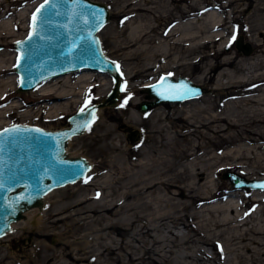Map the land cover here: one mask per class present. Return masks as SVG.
Returning <instances> with one entry per match:
<instances>
[{
  "label": "rangeland",
  "instance_id": "1",
  "mask_svg": "<svg viewBox=\"0 0 264 264\" xmlns=\"http://www.w3.org/2000/svg\"><path fill=\"white\" fill-rule=\"evenodd\" d=\"M2 1H4L2 6L8 8L7 17L3 20L10 21V27L4 37L0 35V56L13 57L15 62L14 42L27 34L30 14L40 0ZM94 1L105 3L108 8L107 21L97 34L104 53L119 65L122 86H125V90L121 91L116 104L104 106L97 112L90 129L86 128L83 133L74 135L67 141V154L72 157L84 156L89 161L90 168L85 176L73 182L74 184L54 188L62 192L59 196L62 201L59 202L66 203L85 193L92 194L93 189L98 187L100 189L101 182L106 178L103 175L117 172L118 174L128 173L127 165L131 166L133 162L139 160H144L146 166L151 168L150 176L160 171L171 175L176 180L175 185L170 188L172 192H177L180 186L186 191V184L195 178L188 175L183 179L182 175L186 173L183 171L185 168H192L191 166L196 163L204 171L200 186L196 185V188L189 193L186 191L188 194L181 196L177 194L174 195L176 198L162 202V211L168 213L164 223L147 222V225L153 228L152 236H157L156 238L161 240L155 245L156 247L148 250V246L151 247L153 244L151 237L147 241L146 249H142L143 243L134 240V236L138 237L134 232L143 220L136 221L116 233H110L116 237L117 241L111 244L119 246L122 262L128 263L131 256L126 253L132 252L134 257L131 260L136 261L135 256L142 255V264H169V262L170 264H228L226 261L233 264L236 261L234 253L239 252L245 256V264H264V254L256 255L255 261H252L250 250L232 249L234 247L232 243L235 242L229 240V237L232 233H237L236 222H231V225L229 222L227 225L222 219V213L235 219L237 216L235 213L238 211L240 218L237 221L244 222L239 226L240 232L252 226L264 229V189L260 190L263 191L262 198L255 199V190L249 187L237 189L227 177L223 176L228 170L246 174L248 169L249 173L246 176L264 177V80H255L257 75L264 73V0H133L136 5L143 6L136 10V13L128 11L135 6L132 4L126 6L128 0ZM11 21L16 23L13 30ZM177 23L178 26L180 25L177 31L185 30L187 28L185 25L190 24L189 28L196 35L194 42L197 41L198 46L192 49L175 43L176 48L172 49L177 54L175 59L173 56V59L170 58L171 55L167 58L150 55L148 59L141 62L143 58L140 56L141 49L137 45L139 42L134 45L126 42L128 37L136 36L133 28L138 24L149 26L146 28L147 35L149 38L154 36L157 39L158 36L160 38L162 34H167ZM164 27L165 30L162 32L161 29ZM216 31L221 32V35H217ZM209 33L212 34L211 39H205L206 34L209 35ZM234 35L235 39H233ZM147 37L144 42L146 44ZM149 43L150 39L148 45ZM239 43L245 45L249 51L245 53L239 48ZM184 48L187 49L186 52L182 51ZM228 59L232 61L227 63ZM144 63L145 67H143ZM153 65L155 67L141 71ZM225 72L231 77H227ZM93 73L94 78L91 82L88 81L84 87L85 92L83 89L76 103L72 102L69 107L57 110L58 112H54L53 115H48L41 107L38 110V105L33 103L42 97L39 94L41 86L62 83L64 77L44 82L29 90H18V84H16L14 91L0 95V110L7 107L13 100H18L17 106L9 108V111L0 115V128L15 123H28L47 129L65 126L68 116L82 107L85 108V101H88V106L101 100L110 90V75L106 72L98 73V71ZM162 73L191 78L203 85V94L187 99L188 101L162 102L146 113L141 112L137 107V103L145 98L141 88L157 79ZM77 77L78 74L75 73L70 76V79L75 82ZM101 81L106 84L105 87L108 85L109 87L100 91L99 82ZM129 96L130 99H128ZM125 99H128V103L121 107ZM256 143L261 147L253 150ZM250 153L251 155H248ZM113 163L117 165L112 169ZM128 180L129 178H124L122 183H127ZM122 190V187L116 188L113 196L121 197ZM109 192H111L110 188ZM161 192L165 197L170 195L164 190ZM102 194L98 198H92V204L71 214H68V211L57 213L54 209L55 203L51 205L50 216L47 218V224L51 229L48 232H45V229L39 230V227L44 225L42 222L38 225L34 224L30 216L25 214L13 223L30 220L32 227L18 231V226H12L13 223H11V229L0 238V254H4L6 249L12 250L24 264H120V260L114 262L119 253L108 252L105 249V245L109 244L110 240L100 237L102 230L99 229L104 220H91L94 215H97L92 209L101 201ZM44 197L39 205L41 207ZM131 198L133 197L129 199ZM217 206H219L218 209ZM223 207L226 210L223 211L221 209ZM260 208L263 212L259 210ZM141 209V206L137 204V210ZM117 212L122 216L127 210L119 209ZM91 214H94L93 217ZM106 215L112 218L110 213ZM205 220L209 222L210 230L199 228V223L207 224ZM214 220L218 221V226L214 224ZM200 230L208 235L200 234L198 232ZM44 233H46L45 236ZM98 233L100 236L97 235ZM259 234L258 237L264 240V233ZM244 235L245 239L241 244L247 241V235ZM205 238L208 239V243L203 242ZM249 245L254 246L255 243L249 242ZM2 256L0 255V264H5L8 259L3 257L1 260Z\"/></svg>",
  "mask_w": 264,
  "mask_h": 264
},
{
  "label": "water",
  "instance_id": "2",
  "mask_svg": "<svg viewBox=\"0 0 264 264\" xmlns=\"http://www.w3.org/2000/svg\"><path fill=\"white\" fill-rule=\"evenodd\" d=\"M51 3L57 4L55 11L59 15L51 13ZM41 4H44V0L31 13L26 36L14 42L18 90H29L40 83L86 70L108 73L111 77L110 90L101 100L85 107L84 113L78 110L68 116L66 125L61 128L47 129L28 123H15L0 128V140L4 141L0 151V160L3 161L0 165V180L3 181V187L0 188V237L11 229L13 221L25 216V210L40 205L48 191L85 176L90 168L89 161L84 156H69L66 151L67 141L71 136L83 133L86 129L83 124L91 120V110L94 109L96 113L100 107L116 104L121 94L120 69L117 71L116 63H113L115 61L104 53L97 34L102 27L97 30V21L91 15L95 12L99 16L102 12L104 25L109 15L105 3L81 0L77 5L73 0H50L41 10L48 22H38V34L29 40L31 17ZM238 46L245 53L249 51L242 43ZM185 84L194 90V94L175 99L165 98L173 92L180 95L176 90ZM141 91L145 93V98L137 103V107L146 113L162 102L196 98L203 94L204 88L187 76L175 77L162 73L156 80L142 87ZM14 127L20 131L5 132V129ZM77 128L79 130L73 134ZM223 176L235 188L264 189L261 187L264 185V177L246 178L233 170H228Z\"/></svg>",
  "mask_w": 264,
  "mask_h": 264
},
{
  "label": "bare ground",
  "instance_id": "3",
  "mask_svg": "<svg viewBox=\"0 0 264 264\" xmlns=\"http://www.w3.org/2000/svg\"><path fill=\"white\" fill-rule=\"evenodd\" d=\"M2 0H0V35L2 37H4V35L6 33H8V29L10 27V21H4L3 19L5 17H7V9L6 6H2ZM138 3V2H137ZM135 5L133 8H131L130 12H135L136 13V10L140 9L141 7L143 8V6H139V5H136V2H134L133 0H128V2L126 3V6L128 5ZM133 9V10H132ZM124 11V10H123ZM133 17V16H132ZM172 17V16H171ZM139 18V17H138ZM175 22V21H174ZM180 22V21H179ZM12 30L16 27V23L15 22H12ZM182 24V23H181ZM150 25V24H149ZM180 26V25H179ZM178 26V23L175 24L171 29L170 31H168L167 34H162L159 38V36L156 38H154V36H151L149 38V36L147 35L148 33L146 32V28H149V26H145L143 24H138L137 26H134L133 30H134V34L136 36H132L131 37H128L126 42H130L131 45H134L136 42L139 44V47L141 49L140 51V56L143 58L141 59V62H143L144 60L148 59L150 57V55H159V57L161 58H167L168 56H170V58H173L175 59L177 57V54H175L172 49L176 48V46L174 45L175 43L177 44H180V46H184L185 48H194L196 46H198L196 43L194 42L195 40V33H193V31H191V29L189 28L190 24L187 23V26L185 25V27H187L185 30H178V28H180ZM182 26V25H181ZM184 29V28H183ZM162 32H164L165 30V27L161 29ZM198 32V31H197ZM217 32V35H221L220 33L221 32ZM179 34V35H178ZM157 35V34H155ZM216 35V36H217ZM11 36V34H10ZM148 36V37H147ZM146 37H147V41L149 42V39H150V43H152V45L150 46V43L148 45V42L147 44L144 43L146 41ZM212 37V34L209 33V35L206 34V38L205 39H208L210 40ZM176 40V41H175ZM178 40V41H177ZM202 41V40H200ZM246 42V41H245ZM174 45V46H173ZM182 46V47H183ZM179 47V46H178ZM185 48L182 50L183 52H186L187 49L185 50ZM189 48V49H190ZM158 50V51H156ZM152 51H153V54H152ZM184 54V53H183ZM15 56V55H14ZM109 57V56H108ZM172 58V59H173ZM140 59V58H139ZM150 60V59H149ZM164 60V59H163ZM170 60V59H169ZM140 61V60H139ZM148 61V60H147ZM146 61V62H147ZM158 61V60H157ZM165 61V60H164ZM163 61V62H164ZM168 61V60H167ZM232 60L231 59H228L226 62L229 63L231 62ZM13 62H14V58L13 57H10V58H7V57H4V56H0V95L3 96L5 93L7 92H10V91H14L15 90V86L16 84H18V75L17 73H15V70L13 69ZM171 62V61H170ZM169 62V63H170ZM180 62V61H179ZM158 63V62H157ZM163 64V63H162ZM179 64V63H178ZM181 64V63H180ZM165 65V64H164ZM145 63L143 64V67H145ZM155 67L154 65L151 67H147V68H144V70H141L142 72L145 71L146 69H150V68H153ZM95 71H98V70H86V71H82V72H79L77 73L78 74V77L76 78L75 82L71 81L72 79H70V76L71 75H68V76H65L64 79H63V82L62 83H59L56 85H43L41 86V88H39L40 90V97L41 99L38 100L37 102L33 103L34 105H38L37 109L39 110L40 107L43 111H46L48 113V115H53L54 112H56L57 110H60V109H66V107H69V105L72 103V102H75L77 101L78 99V96L81 95V92L82 90L84 89V87L87 85L88 81L91 82V80L94 78V73ZM263 73V72H262ZM107 74V73H106ZM226 76L227 77H231L228 73H226ZM137 75V74H136ZM257 74H255L256 76ZM254 76V75H253ZM255 76L253 77L255 79ZM247 77V76H246ZM132 78V77H131ZM245 78V77H244ZM251 78V76H250ZM231 80V79H230ZM245 80V79H244ZM249 80V79H247ZM255 80H259V81H263L264 80V73L263 74H259L257 75V78ZM233 81V80H232ZM196 82V81H195ZM231 82V81H229ZM42 84V83H41ZM235 84V82H234ZM263 84V83H262ZM40 85V84H39ZM99 85H100V91L103 90L104 88L107 89L109 87V85L107 87L106 84L102 81L99 82ZM228 85V84H227ZM230 86H233L232 83H229ZM230 89V88H229ZM32 91V90H31ZM99 91V92H100ZM33 92V91H32ZM37 92V91H36ZM84 92H85V89H84ZM102 93V92H101ZM237 93V92H236ZM241 93V92H240ZM242 95V94H240ZM243 96V95H242ZM81 98V97H80ZM79 98V99H80ZM239 99V98H238ZM242 99V98H241ZM18 100H13L7 107H5L4 109H1L0 110V115L4 114L5 112L9 111V108L13 107V106H17L18 105ZM188 101V100H186ZM237 101V100H236ZM248 102V101H247ZM252 102V101H251ZM76 103V102H75ZM78 103V102H77ZM236 103V102H235ZM242 103V102H241ZM244 103V102H243ZM250 105V104H249ZM247 106V105H246ZM106 107V106H105ZM31 108V107H30ZM101 108L103 107H100L98 109L97 112H99V110H101ZM239 108V107H238ZM159 109V108H158ZM242 109V108H241ZM246 109V107H245ZM263 109V108H262ZM201 110V109H199ZM236 110V109H235ZM230 111V110H229ZM58 112V111H57ZM97 112L95 113V115L97 114ZM260 115V114H259ZM258 115V116H259ZM6 116V115H5ZM255 116V115H254ZM247 118V117H245ZM261 118V117H260ZM203 120V119H202ZM201 121V120H200ZM204 121H207V120H204ZM189 122V121H187ZM225 122V121H224ZM241 122V121H240ZM94 123V122H93ZM203 123V122H202ZM218 123V122H217ZM200 125V124H199ZM208 125V124H207ZM247 125V124H246ZM194 127V126H193ZM183 129V128H182ZM191 130V129H190ZM181 131V130H180ZM185 132V131H184ZM74 136V135H73ZM194 136V135H193ZM72 137V136H71ZM70 137V138H71ZM69 138V139H70ZM188 138V137H187ZM70 142V141H69ZM191 142V141H190ZM193 142V141H192ZM196 142V141H195ZM67 145V144H66ZM202 145V144H200ZM201 147V146H200ZM253 147V146H252ZM261 145L259 144H255L254 145V148L253 150H256V148H259L260 149ZM118 148V147H117ZM177 148V147H176ZM202 148V147H201ZM120 149V148H118ZM251 149V148H250ZM194 150V149H192ZM173 151V150H172ZM171 151V152H172ZM189 151V150H188ZM250 151V150H249ZM121 152V151H120ZM236 152V151H235ZM241 152V151H240ZM239 152V153H240ZM189 153V152H188ZM252 153V152H251ZM248 154V155H251ZM260 153V152H259ZM185 154V153H184ZM236 154V153H234ZM233 154V155H234ZM263 154V153H262ZM207 155V154H206ZM225 155V154H224ZM256 155V154H255ZM254 155V156H255ZM70 156V155H69ZM187 156V155H186ZM196 156V155H194ZM219 156V155H218ZM236 156V155H235ZM247 156V155H245ZM253 156V158H254ZM257 156V155H256ZM255 156V157H256ZM72 157V156H71ZM171 157V156H170ZM234 157V156H233ZM164 158V157H163ZM185 158V157H184ZM216 158V157H215ZM236 158V157H235ZM258 158H261V157H258ZM263 158V157H262ZM144 159V158H143ZM166 159V158H165ZM217 159V158H216ZM248 159V158H247ZM251 159V157L249 158ZM257 159V158H256ZM190 160V159H189ZM196 160V159H195ZM194 160V161H195ZM232 160V159H231ZM260 160V159H259ZM258 160V161H259ZM128 161V160H127ZM246 162V160H244ZM248 161V160H247ZM251 161V160H250ZM257 161V160H256ZM255 161V162H256ZM204 162V161H203ZM209 162V160H208ZM253 162V161H252ZM251 162V163H252ZM239 163V162H237ZM261 163V161H260ZM131 164V163H130ZM201 164V163H200ZM254 164V163H253ZM116 163H113L112 164V169L114 167H116ZM129 165V164H128ZM127 167L129 168L128 170V173L126 172H121L118 174V172L116 174H106L103 175L104 177H106L104 179L103 182H101V185H100V189L98 187L95 188V190L93 189V193L92 194H86L79 197V198H76L74 200H69V201H66V203H62V202H59V201H62L61 200V197L59 198V196L61 195L62 192H59L55 189L51 190L48 195H46L44 197V203L41 206H34L32 208H29L27 210H25L23 212V214H27L30 216V219L31 221H33L34 224H37L38 223H43V227H39V230H42L45 229V232L47 231H50L49 229H51L49 227V225L47 224V218L50 216V213L51 212V209H52V206L54 203H55V212H63V211H68L67 213L68 214H71L72 212H76V211H79V210H82L83 208L87 207L88 205L92 204L93 201H91L92 198H98L99 195L101 193L102 196H101V201L99 203H96L97 205L92 209L93 212L97 213V215H92V221H98V219H101L102 221L104 220V223L101 222V227L99 230H102V235L100 236V233H98L97 235L102 237V239H105V238H108L110 240V243L105 245V249L108 250V252H118L119 254L117 255V258L114 259V262H117L120 260V264H142L143 263V256L142 255H139V256H135L137 258L136 261H133L131 260L133 257H132V252H127L126 255H129L131 256L130 260L128 263H124L122 262L121 260V253H120V249H119V246H113L111 243L117 241L116 240V237L112 236L110 233L112 232H118L120 231L122 228L126 229L127 227H129L128 225H132L134 224L136 221H141L143 220V223L139 226L138 228L134 233L137 236H134V240H137V241H140L141 243H143L142 245V249L146 247L145 246H148L147 245V241L148 239L151 237L153 238V244L151 245V247L148 246V250L149 248H154L156 247L155 245L159 244L161 242L160 239L152 236L151 234V231H152V227L148 226L147 225V222L150 221V222H160V223H164L165 219H167L166 217L168 216V213H166L164 210L162 211L161 209V206H162V202L164 201H167V200H171L172 198H176V196L174 195H177L178 196H181V195H185L187 192L189 193L190 191L194 190L196 188V185H199L200 186V180L204 177V171L200 169V167L194 163L193 166H191L192 168H185L183 172L186 171L185 174H183L182 176H184L183 179H185L188 175H190V177L192 178H195V179H192L193 181H191L190 183H187L186 184V191L183 190V187H178V190L177 192H172L170 190V188L172 186L175 185L176 183V180L171 176V175H168V174H165L163 173L162 171H160L159 173L157 174H154L153 176H150L149 173L151 171V168H148L146 165V162L141 161L139 160L138 162H133L131 164V166H128ZM244 165V164H243ZM250 165V164H249ZM160 166V165H159ZM181 166V165H180ZM188 166V165H187ZM253 166V165H252ZM179 167V166H178ZM125 168V167H124ZM169 168V167H168ZM203 168V167H202ZM243 168V167H242ZM126 169V168H125ZM180 169V168H179ZM182 169V168H181ZM248 169H246V174H248L249 172L247 171ZM101 171H99L100 173ZM174 172V171H173ZM171 172V173H173ZM245 172V171H244ZM256 172V171H255ZM254 172V173H255ZM175 173V172H174ZM98 174V173H97ZM170 174V172H169ZM237 174H240L246 178H252L250 176H246V174L244 173H241V172H237ZM253 174V173H252ZM173 175V174H172ZM175 175V174H174ZM180 175V174H179ZM206 175V174H205ZM124 178H129L128 182L127 183H122L123 182V179ZM177 178V177H176ZM81 179V178H80ZM79 180V179H78ZM127 180V179H126ZM181 181V180H180ZM75 182V181H74ZM109 182V183H108ZM73 182H69L67 184H71ZM74 184V183H73ZM124 184V185H123ZM208 184V183H207ZM66 185V184H65ZM72 185V184H71ZM123 185V186H122ZM182 185V184H180ZM184 185V184H183ZM63 186V185H62ZM195 186V187H194ZM114 187V188H112ZM120 189V187L123 188V194L121 195V197H118V198H115L113 196L114 194V190L116 188ZM185 187V186H184ZM109 188H110V191L109 192ZM111 188L113 189V192L111 190ZM200 189V187L198 188ZM207 189V188H206ZM238 189V188H237ZM166 191L167 193H169L170 195H167V197H165L164 195H162L163 193L160 191ZM252 190H255L254 191V196H255V199H260L262 198L261 195H262V192L263 191H260V190H263V189H252ZM204 192V191H203ZM118 193V192H117ZM187 193V194H188ZM166 194V193H165ZM203 194V193H202ZM208 194V193H207ZM190 195V194H189ZM130 197H133L131 199H129ZM180 199V198H179ZM181 200V199H180ZM175 201V200H174ZM95 202V201H94ZM137 204L141 206V210H137ZM168 204V203H166ZM176 204V203H175ZM187 204V203H186ZM174 205V204H173ZM178 205V203H177ZM188 205V204H187ZM214 205V204H213ZM217 205V204H215ZM220 206V205H219ZM219 206H217L216 208L218 209ZM224 205H221L220 207H222ZM233 205H231L232 207ZM212 207V206H211ZM227 207V206H226ZM46 208V209H45ZM166 208V207H165ZM230 209V207H228ZM227 208V209H228ZM234 208V207H233ZM90 209V208H89ZM119 209H125L127 210L126 214L125 215H122L120 216L119 213L117 212ZM149 209H151L149 211ZM224 210H226L225 207L221 208ZM262 208H260L259 210H261ZM233 210V209H232ZM182 211V210H181ZM186 211V210H185ZM125 212V211H124ZM183 212V211H182ZM219 212V211H217ZM216 212V213H217ZM229 212V210H228ZM237 213H235L237 216L235 217V219H232L231 217H227L228 214L226 213H222L223 217L222 219H224V222L229 223L230 222V225H231V222L234 221V223L236 222L235 224V230L237 231V233H232L229 237V240H234L235 243H232V245L234 247H232V249H235V250H239V249H245V250H250L251 251V260L252 261H255V258H256V255H261V254H264V248H262L264 246V240L259 238L258 237V234L259 233H264V229H258V228H255L254 226L252 227H249L247 230H242L243 233L240 232V228L239 226L241 224H244V222H240V221H237L240 216L238 215V213L240 214V212L236 211ZM263 212V211H262ZM107 213H110V215H112V218H109V216H107L106 214ZM175 213V212H174ZM220 213V212H219ZM176 214V213H175ZM191 214V213H190ZM211 214V213H210ZM26 215V216H27ZM78 215V214H77ZM199 215V214H198ZM215 215V214H214ZM257 215V214H256ZM259 215V214H258ZM207 216V215H206ZM205 216V217H206ZM229 216V215H228ZM234 216V215H232ZM57 217V216H56ZM204 217V216H203ZM176 218V217H175ZM237 218V219H236ZM252 218V217H251ZM25 219V218H23ZM22 219V220H23ZM90 219V218H89ZM197 219V218H196ZM199 219H201L199 217ZM208 219V218H207ZM206 219V220H207ZM211 219V218H210ZM209 219V220H210ZM217 219V218H216ZM192 220V219H191ZM205 220V222L207 223V221ZM221 220V219H220ZM30 220H24L22 222H19L21 223L19 225L18 222H15L13 223L12 226L14 225H17L18 226V231H23L24 229H29L31 228L32 226L30 225ZM100 221V220H99ZM187 221V220H186ZM190 221V220H189ZM204 221V220H203ZM215 221V220H214ZM246 221V220H245ZM252 221V220H251ZM201 222V221H200ZM211 222V221H210ZM221 222V221H219ZM88 223V222H87ZM169 223V222H167ZM197 223V222H196ZM202 223V222H201ZM209 223V222H208ZM208 223L207 224H200L199 223V228H208L209 229V226H208ZM222 223H223V220H222ZM151 224V223H150ZM154 224V223H153ZM176 224V223H174ZM193 224V223H192ZM214 224H216V226H218V221H215ZM248 224V223H247ZM97 225V223H96ZM122 225H125V226H122ZM196 225V224H195ZM228 225V224H227ZM229 225V226H230ZM98 226V225H97ZM96 226V227H97ZM163 226V225H162ZM161 226V227H162ZM187 226V225H186ZM234 226V225H233ZM35 227V226H34ZM135 227V226H134ZM173 228V226H171ZM170 227V228H171ZM179 227V226H178ZM227 227V226H226ZM95 228V227H94ZM99 228V227H98ZM158 228V227H157ZM191 228V227H190ZM197 230H198V227H196ZM224 228V226H223ZM232 228V227H231ZM54 229V228H53ZM52 229V230H53ZM123 229V230H124ZM222 229V228H220ZM229 229V228H228ZM134 230V229H133ZM212 230H215V229H212ZM104 231V232H103ZM218 231V230H217ZM221 231V230H220ZM239 231V232H238ZM129 232H132V231H129ZM159 232V231H158ZM156 232V233H158ZM162 232V231H161ZM192 232V231H191ZM200 234H203L200 231H198ZM216 232V231H215ZM96 233V232H95ZM133 233V234H134ZM179 233V232H178ZM183 233V232H182ZM186 233V231H185ZM93 234V233H91ZM155 234V232H154ZM180 234V233H179ZM206 234V233H205ZM203 234V235H205ZM246 234L247 236V241L242 243V240L245 239V235ZM44 236L46 235V233L43 234ZM161 235V234H159ZM185 235V234H184ZM187 235V234H186ZM208 235V234H206ZM260 235V234H259ZM93 236V235H92ZM162 236V235H161ZM160 236V237H161ZM183 236V235H181ZM217 236V235H216ZM227 236V235H226ZM94 237H97V236H94ZM163 237V236H162ZM180 237V236H179ZM184 237V236H183ZM186 237V236H185ZM1 238V237H0ZM125 238V237H124ZM165 238V237H164ZM178 238V237H177ZM191 238V237H190ZM198 238V237H197ZM213 238V237H212ZM211 238V239H212ZM6 239V238H5ZM98 239V238H97ZM223 239V238H222ZM4 240V239H3ZM150 240V239H149ZM220 240V239H219ZM91 241V240H90ZM97 241V240H96ZM124 241V240H123ZM128 241V240H127ZM152 241V239H151ZM203 241V239H202ZM216 241V240H215ZM223 241V240H222ZM88 242V241H87ZM134 242V241H133ZM136 242V241H135ZM150 242V241H149ZM167 242V241H166ZM205 243H208V239L205 238V240L203 241ZM249 242L250 243H255L254 246H250L249 245ZM98 243V242H97ZM121 243V241L119 242ZM123 244V243H122ZM172 244V243H171ZM170 244V245H171ZM191 244V243H190ZM236 244V245H234ZM39 245V244H37ZM36 245V246H37ZM94 245V244H93ZM97 245V244H96ZM118 245V244H117ZM125 245V244H124ZM165 245V244H164ZM180 245V244H179ZM197 245V244H196ZM99 246V245H98ZM127 246V245H126ZM124 246V247H126ZM168 246V245H167ZM236 246V247H235ZM35 247V246H34ZM140 247V245H139ZM158 247V246H157ZM169 247V246H168ZM216 247V246H215ZM218 247V246H217ZM228 247V246H227ZM226 247V248H227ZM230 247V245H229ZM88 248V246H87ZM127 248V247H126ZM159 248V247H158ZM161 248V247H160ZM159 248V249H160ZM190 248V247H189ZM95 249V248H94ZM223 249H225V247L223 246ZM33 250V249H32ZM39 250V249H38ZM97 250V249H96ZM131 250V249H130ZM154 250V249H153ZM164 250V249H163ZM196 250V249H195ZM203 251V250H202ZM234 251V250H233ZM35 252V251H33ZM37 252V251H36ZM93 252V251H92ZM99 252V251H98ZM140 252V251H139ZM158 252V251H157ZM190 252V251H188ZM62 253V252H61ZM136 253V252H135ZM203 253V252H202ZM201 253V254H202ZM225 253V252H224ZM223 253V254H224ZM32 254V252H31ZM36 254V253H35ZM41 254V253H40ZM101 254V253H100ZM103 254V253H102ZM134 254V253H133ZM152 254V252H151ZM190 254V253H189ZM194 254V253H193ZM218 254V253H217ZM250 254V253H249ZM0 255H3L1 257V260L2 258L4 257H7L8 261L5 262V264H24V262L20 261V257L12 250H8L6 249V251L4 252V254H0ZM29 255V254H28ZM155 255V254H154ZM203 255V254H202ZM33 256V254H32ZM31 256V257H32ZM100 256V255H99ZM102 256V255H101ZM125 256V255H124ZM248 256V257H250ZM28 257V256H27ZM34 257V256H33ZM37 257V256H36ZM35 257V258H36ZM192 257V256H191ZM214 257V256H213ZM101 258V257H100ZM124 258V257H122ZM234 258H235V262L233 264H245L244 263V260H245V256L239 252H235L234 253ZM33 259V258H32ZM192 259V258H191ZM5 260V259H4ZM28 260V259H27ZM128 261V260H127ZM29 262V261H28ZM214 262V261H212ZM229 263V261H226ZM224 263V262H223ZM252 263V262H251ZM258 263V262H257ZM114 264V263H113ZM170 264V262H169ZM183 264V263H182ZM232 264V263H231ZM254 264V263H253Z\"/></svg>",
  "mask_w": 264,
  "mask_h": 264
},
{
  "label": "snow or ice",
  "instance_id": "4",
  "mask_svg": "<svg viewBox=\"0 0 264 264\" xmlns=\"http://www.w3.org/2000/svg\"><path fill=\"white\" fill-rule=\"evenodd\" d=\"M64 2H66V0H64ZM73 2L75 4H77V5H79L81 3V0H73ZM49 3H50V0H44V4H41L40 7H38L36 9V12L32 15L31 24H30L31 32H30V34L28 36L29 40H31L33 38V35L38 34V32H37L38 22L39 23H47L48 22L47 16L42 14L41 10L44 9L45 5H48ZM56 8H57V4L56 3H51V13L54 14V15H59L60 13L58 11H55ZM91 15L97 21L96 27H97V30H98L100 27L103 26L102 12L100 13L99 16L95 12H92ZM42 16H43V18H42ZM84 22L87 23L86 20ZM233 39H235V35L233 36ZM17 43H21V42H17ZM22 55H24V54H22ZM19 59L20 58H18V60ZM113 63H115V62H113ZM115 67H116V69L118 71L119 70V65L116 64ZM124 90H125V86H122L121 87V91H124ZM176 91H178L180 93V95H176V93L173 92V94L168 95L165 98L175 99V98H181L182 95H192V94H194V90L191 89L187 84L180 86V88L177 89ZM130 98L131 97L129 96L128 99H130ZM128 99H125V101L121 105V107H124L128 103ZM87 104H88V101H85V107H87ZM84 111H85V108L82 107L80 109V112L84 113ZM89 115L91 116V120L86 121L83 124V127L84 128H88V129H90L91 123L96 119L94 109L89 112ZM25 130H27V129H25ZM78 130H79V128L74 129L73 130V134L75 133V131H78ZM19 131H20V129L15 128V127L12 128V129H5V132H19ZM35 131L39 132L40 130L36 129ZM0 135H2V134H0ZM65 135H67V134H65ZM3 142H4L3 140H0V151H2ZM60 163H64V162L60 161ZM2 164H3V161L0 160V165H2ZM0 175H2V171H0ZM85 182H87V180H85ZM2 187H3V181L0 180V188H2ZM261 187H264V185H261Z\"/></svg>",
  "mask_w": 264,
  "mask_h": 264
}]
</instances>
